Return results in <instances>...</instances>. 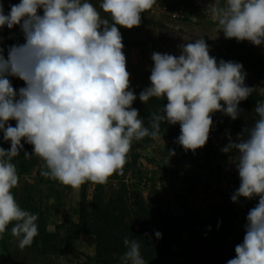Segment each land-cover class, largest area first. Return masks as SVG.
<instances>
[{
    "label": "clouds",
    "instance_id": "1",
    "mask_svg": "<svg viewBox=\"0 0 264 264\" xmlns=\"http://www.w3.org/2000/svg\"><path fill=\"white\" fill-rule=\"evenodd\" d=\"M155 3L101 0L99 9L107 16L89 0H20L7 14L0 3V29L19 25L25 39L9 47L7 58L0 48V132L10 142V149L0 147V238L13 222L11 234L21 249L39 234L38 214L22 209L12 191L19 175L11 161L23 150L22 140L33 146L31 154L24 152L26 159L35 155L44 161L42 176L79 188L123 174L133 141L157 139L162 122L179 124L177 143L195 152L209 140L214 113L232 120L240 115L241 101L255 91L245 84L243 65L218 61L201 38L180 45L178 56L152 53L150 86L139 100L167 103L152 113L150 128L144 125L132 107L137 96L119 28L140 26L141 14ZM214 14L226 39L264 44V0H226ZM9 77L25 86L17 91ZM255 113L252 126L235 140L229 135L222 149L234 153L240 179L231 200L258 197L247 214L243 242L227 264H264V100L257 101ZM123 244L120 264H147L137 239L125 238Z\"/></svg>",
    "mask_w": 264,
    "mask_h": 264
},
{
    "label": "rangeland",
    "instance_id": "2",
    "mask_svg": "<svg viewBox=\"0 0 264 264\" xmlns=\"http://www.w3.org/2000/svg\"><path fill=\"white\" fill-rule=\"evenodd\" d=\"M3 1L6 0H0ZM19 2L20 0H13L8 4L4 3L5 14L10 12L12 4ZM89 2L100 10L101 0ZM225 2L226 0H156L152 9L141 14L140 26L132 29L119 28L123 38V51L127 58V70L131 74L130 87L137 96L133 104H145L139 100V93L150 86L153 52L178 56L181 54L180 45L201 38L209 45L210 55L213 57L228 51L229 41L222 31H218L214 14L216 9L225 6ZM100 11L102 16H107ZM40 14H43L42 9ZM20 33L19 25L12 29L6 26L0 29V48L4 49L5 58L10 46L25 43L24 36H20ZM245 42L255 56L264 57V44L256 46L249 41ZM242 65L248 84L255 89V94L264 100V85L258 78L255 66L247 58L242 59ZM12 78L22 85L25 84L17 77ZM212 118L214 122L212 129L216 132L212 135L211 143L220 150L208 157H204L203 153L198 151L195 169L198 184L194 189H188L169 174L168 171L174 168L178 152L173 154L168 148V139L163 135H159L155 140L146 137L140 141H133L123 174H114L104 185L86 182L79 188H72L46 178L41 175L42 170H46L44 161L36 156L32 173L23 177L22 181L36 185L38 206L47 213L48 230L58 234L62 253L55 257L37 251L32 252L25 247L21 249L19 242L14 239L9 246L11 252L9 254L0 243V264H81L87 257L95 259L97 239L79 226L82 198L85 196L86 202L90 203L95 189L103 193L106 201L124 200L130 206L138 201L146 203L155 201L173 215H179L183 209L190 206L198 212L202 221H209L211 206L220 203L222 195L228 196L231 200V196L240 185L233 162L234 153H224L222 149L229 143V135L235 140L243 129L252 126L257 116L254 114L250 121L238 124V130H234V121L228 116L213 115ZM221 128L223 130H219ZM123 185L127 187L124 194ZM173 185L182 193L180 202L175 198ZM55 191H58V194ZM257 203L258 197L251 200L239 197L236 202L231 200L240 222L234 240L226 249L209 253L191 264H227L228 260L234 258L235 246L243 242L247 214Z\"/></svg>",
    "mask_w": 264,
    "mask_h": 264
},
{
    "label": "trees",
    "instance_id": "3",
    "mask_svg": "<svg viewBox=\"0 0 264 264\" xmlns=\"http://www.w3.org/2000/svg\"><path fill=\"white\" fill-rule=\"evenodd\" d=\"M20 36H24L22 31ZM229 49L220 53L217 60L233 61L242 64V59H249L257 70V75L264 85V57H257L248 47L245 41L238 42L236 39H228ZM25 42V41H24ZM12 86L17 91L24 85L17 80L9 77ZM245 84L250 87L245 77ZM261 100L255 92L246 100L241 101L239 108L240 115L233 120L234 130H238V124L248 122L255 113L257 101ZM166 99L150 98L145 104H133L132 107L139 110V115L146 127L150 128L152 113L160 112L163 105H166ZM213 115L227 116L222 112H216ZM229 117V116H228ZM13 127L16 126L15 120L8 122ZM223 130V128L219 129ZM215 130H211L207 144L195 152L186 151L177 143L180 135V126L169 125L162 122L160 125V134L168 139V148L178 152L174 162V168L168 171L174 180L179 181L188 189H194L198 184L196 175V161L198 151H201L204 157L217 154L219 147L211 143L212 135ZM150 138V137H149ZM20 154L13 158L12 162L16 165L19 175V186L12 189L13 194L20 207L32 214H38V232L31 246L25 248L32 252H40L46 256H59L62 253L58 234L51 232L47 227V213L38 206L36 200L37 187L22 181L23 177L30 175L35 167L36 156L26 159L24 152L31 154L33 146L25 143ZM0 147L5 150L10 149V142L3 140V133L0 132ZM122 194L127 192V187L123 185ZM175 198L178 202L182 200V193L175 185L172 187ZM40 192V191H39ZM58 194V191H55ZM220 203H214L211 206L209 221H202L198 212L188 206L182 210L179 215L169 213L163 206L157 205L155 201H138L130 206L124 200L114 202L106 201L102 192L95 189V194L90 203L86 202L85 196L80 203L79 226L87 234L94 235L97 239L95 259L87 257L81 264H117L120 257L126 251L123 241L125 238L137 239L140 243L142 257L147 264H191L205 255L213 252H219L226 249L234 240L236 233L240 228L238 213L235 211L228 196L222 195ZM9 224L7 231L0 238V243L4 250L9 254L13 237ZM156 232L161 233V237H156Z\"/></svg>",
    "mask_w": 264,
    "mask_h": 264
},
{
    "label": "crops",
    "instance_id": "4",
    "mask_svg": "<svg viewBox=\"0 0 264 264\" xmlns=\"http://www.w3.org/2000/svg\"><path fill=\"white\" fill-rule=\"evenodd\" d=\"M8 2H13V0H6V1H3V2H0V3H7L8 4Z\"/></svg>",
    "mask_w": 264,
    "mask_h": 264
}]
</instances>
